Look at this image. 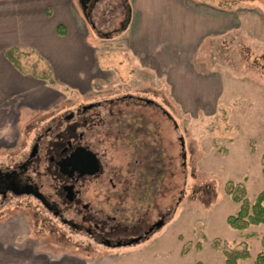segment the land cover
I'll list each match as a JSON object with an SVG mask.
<instances>
[{
	"label": "rangeland",
	"instance_id": "rangeland-1",
	"mask_svg": "<svg viewBox=\"0 0 264 264\" xmlns=\"http://www.w3.org/2000/svg\"><path fill=\"white\" fill-rule=\"evenodd\" d=\"M171 3L174 38L151 49L131 46V0H94L89 12L78 5L88 33L85 52L96 57L70 62L87 73L54 74L53 85L29 74L31 85L23 77L11 101L0 102L3 164L24 156L53 116L76 110L83 101L132 95L116 110L143 115L165 154L160 192L146 216L166 215L159 231L138 245L92 244L67 228L65 237L52 234L50 227L39 229L35 219L48 216L36 217L25 209L27 200L20 199L21 208L12 199L0 206V248L10 247L0 251V263L41 264V256L64 254L77 264H225L223 252L212 244L222 239L231 246L248 242L251 254L241 264H256L264 224L242 231L229 226L239 203L225 192V184L243 182L251 201L264 190V0ZM28 51L22 56L28 68L46 72L50 61ZM28 101L45 103L31 108ZM111 153L117 164L130 158L121 141ZM198 243L202 249L195 248Z\"/></svg>",
	"mask_w": 264,
	"mask_h": 264
},
{
	"label": "flooded vegetation",
	"instance_id": "flooded-vegetation-1",
	"mask_svg": "<svg viewBox=\"0 0 264 264\" xmlns=\"http://www.w3.org/2000/svg\"><path fill=\"white\" fill-rule=\"evenodd\" d=\"M93 3L85 0L82 6L89 11ZM130 96L83 101L76 110L53 116L24 156L0 164V206L17 199L22 208L20 199L27 200L25 209L48 216L35 217L39 229L50 227L52 234L65 237L67 228L107 247L138 245L159 231L166 215L146 216L160 192L165 154L143 115L116 110ZM25 103L35 108L43 102ZM120 141L130 158L117 164L111 151Z\"/></svg>",
	"mask_w": 264,
	"mask_h": 264
},
{
	"label": "crops",
	"instance_id": "crops-1",
	"mask_svg": "<svg viewBox=\"0 0 264 264\" xmlns=\"http://www.w3.org/2000/svg\"><path fill=\"white\" fill-rule=\"evenodd\" d=\"M131 3L133 17L127 30L131 31L133 49V45L140 49L156 48L174 38L175 6L171 0ZM78 5L83 11L81 0H0V92L7 93L0 95V102L11 101L9 97L20 91L23 77L25 84L31 85L27 75L7 58L9 48L37 51L50 61L55 76L87 73L86 67L76 71L70 62L73 58L86 62L87 57H96L93 52H85L88 33ZM59 27H63V33ZM8 248L2 246L0 251L6 252ZM41 258V264H77V260L70 261L64 254ZM6 262L19 264L16 260Z\"/></svg>",
	"mask_w": 264,
	"mask_h": 264
},
{
	"label": "trees",
	"instance_id": "trees-1",
	"mask_svg": "<svg viewBox=\"0 0 264 264\" xmlns=\"http://www.w3.org/2000/svg\"><path fill=\"white\" fill-rule=\"evenodd\" d=\"M61 33H63V27H59ZM35 52L29 50L27 55H32ZM24 50L19 48H9L6 51L7 58L13 63V65L23 74H31L34 78L42 79L49 84H55L53 67L47 63V71H38L34 65L29 68L23 61ZM225 192L237 203H239V209L234 215L228 217V224L236 230H246L251 226L264 224V190H262L256 198L251 201L248 198L247 187L243 182H235L229 180L225 184ZM213 247L216 250L222 251L225 256V264H241L242 260L247 259L251 252L249 244L246 241L236 242L233 246L225 242L222 239H215L213 241ZM262 250L258 253L255 263L264 264V234L261 238ZM202 243H198L195 248L202 249ZM190 245L185 247L183 253H187L190 250ZM4 264V263H0ZM195 264H204L201 261Z\"/></svg>",
	"mask_w": 264,
	"mask_h": 264
},
{
	"label": "water",
	"instance_id": "water-1",
	"mask_svg": "<svg viewBox=\"0 0 264 264\" xmlns=\"http://www.w3.org/2000/svg\"><path fill=\"white\" fill-rule=\"evenodd\" d=\"M84 1H85V0H81L82 5H83ZM83 10L86 11V7L83 6ZM162 224H163V221H161L158 225H159V226H162Z\"/></svg>",
	"mask_w": 264,
	"mask_h": 264
}]
</instances>
